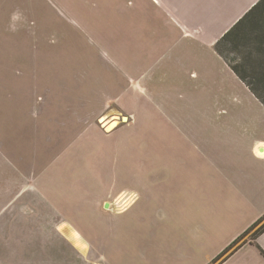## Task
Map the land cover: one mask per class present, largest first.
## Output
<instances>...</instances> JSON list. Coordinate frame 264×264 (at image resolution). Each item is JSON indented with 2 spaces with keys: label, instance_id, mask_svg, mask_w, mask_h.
Returning <instances> with one entry per match:
<instances>
[{
  "label": "rangeland",
  "instance_id": "374dc122",
  "mask_svg": "<svg viewBox=\"0 0 264 264\" xmlns=\"http://www.w3.org/2000/svg\"><path fill=\"white\" fill-rule=\"evenodd\" d=\"M67 2V11H61ZM93 3L100 10L95 11ZM63 5L0 0V158L23 166L18 155L11 157L16 149L10 143L35 137L30 129H42L44 115L48 121L53 117L49 125L59 122L65 136L51 134L45 140L48 146L43 137H36L31 149L36 153L48 147L53 154L62 153L65 166L75 169L76 176L62 181L60 204L76 228L107 249L114 264H264L257 251L237 250L244 241L253 242L264 224V159L254 152L257 144H264L261 102L226 63L228 74L211 62L208 50L165 46L172 42H167L154 0H68ZM118 55L122 61L111 62ZM200 61L207 67L202 75L194 70ZM120 92L134 99L137 106L132 110L141 116L130 136L123 133L127 121L122 119L128 113L122 101L118 106ZM102 117L118 122L115 134L104 139L98 132H106ZM93 125L99 137L91 142L85 134L83 139ZM140 141L152 150L158 146L162 163L169 153L165 163H171L170 168L161 173L162 181H149L151 187L140 191L141 199L138 193L136 204L135 195L112 201L115 212L133 207L128 213L107 210L111 215H101L97 203L102 195L122 188L137 192L133 186L139 175L132 182L121 178L118 159L127 158L122 153L139 151ZM185 163L191 165L188 171L205 177V186L210 163L212 178L222 182L219 202H212L208 211H198L197 200L186 192L189 181L179 174ZM21 170L24 177L30 176L26 168ZM0 171L10 170L0 166ZM159 203L169 213L164 220L157 219ZM203 218L208 219L202 231L207 235L196 238L188 225ZM255 218L262 221L247 231ZM183 246L185 255L179 257Z\"/></svg>",
  "mask_w": 264,
  "mask_h": 264
},
{
  "label": "crops",
  "instance_id": "0c3cea01",
  "mask_svg": "<svg viewBox=\"0 0 264 264\" xmlns=\"http://www.w3.org/2000/svg\"><path fill=\"white\" fill-rule=\"evenodd\" d=\"M51 1H58L63 5V2L68 0ZM258 1L260 0H154L156 8L163 17L161 19H163L164 32L169 39L167 42H172L166 43L165 46L182 44L188 45L196 49V51L199 49L208 50L213 60L211 62L222 66L226 74L230 71L225 64L226 62L217 54L215 45ZM96 5L93 3L95 11L100 10ZM63 6L61 11L63 9L67 11L68 2L64 8ZM107 11H111V9H107ZM169 33L174 34L170 35ZM124 49V58L125 62H127L128 55L126 48ZM122 59L123 56L118 55L113 57L111 62H120ZM205 64L206 61L196 62L194 70L200 75L205 74V69L207 68ZM117 95L120 96L118 106L122 101L121 108L128 113L127 117L122 119L123 123L127 121V124L124 125L125 132L123 133H127V136L133 135L138 128L139 117L141 120V116L135 114L138 110H132V106L137 105L133 98L132 102L128 99L127 93L120 92ZM107 105L111 107L113 103L109 100ZM40 109H43V107H40ZM51 109L57 115L61 112V110ZM48 118L47 115H44L43 122L45 123L40 126L43 127L42 129H38V131L34 128L30 129L33 130L35 137L31 135L18 141L17 145L14 142L10 143V148L14 147L16 149L11 157L14 154L15 156L18 155L19 161L23 166H20L18 162L16 165H10V161H7L3 156L0 158V166L11 171H0V264H114L107 257L105 252L107 249L102 248V244H98L93 237L87 236L76 228L70 222V216L68 217L60 204L64 198V191L61 188L62 181L66 180L67 177L70 179L72 176H76L75 169L65 166L66 158L62 153L53 154L48 147L46 149L42 147L36 153L31 149V140L36 137H43L44 145L48 146V142L45 140L50 138L51 134H53L51 138H54L57 134L62 137L65 136V128L58 127L60 125L59 122H54L55 127H52L49 122L52 123L53 117L50 121H48ZM107 121L108 118H106L107 124L103 123L106 132L98 131L101 137L93 133V129L96 128L93 125L91 129L85 130L82 136L83 139H85V134H88L89 137L87 139L91 142L95 140V137L104 139V136L114 135L118 130V122L116 120ZM144 126L145 124L142 129L140 128L142 136H144ZM20 128H17L19 132H25ZM30 130H28L29 133ZM79 139H81V136L76 138V141ZM156 149L152 150L146 144V141H140L139 151L132 152V154L122 153L127 157L126 159L117 158L120 163L118 166L123 170L120 173L121 178L128 177L132 182L139 175V179L135 180L138 182L133 186L134 191L137 192L130 193L126 188H122L113 195H102L97 203V209L101 215H111L107 210L115 212L114 202H112L114 199H118L123 194L126 196L135 195L134 204H136L139 201L138 193L140 195V191H147L151 187L147 186L149 181L152 183L162 181L161 173L171 166V163H168V165L165 163V160H170V155L166 153L167 158L162 163V158H160L163 155L161 149L158 146ZM254 152L258 159H264V144H257ZM172 159L177 160L176 157ZM177 165L183 164L178 162ZM185 165V170L179 171V174L183 181H189L186 192L197 200L195 206H198V211H200L199 207H203L208 211L211 203L215 204L220 198L219 196L217 197V191L222 182L217 180L216 176L212 178L209 172L212 166L210 163H208V186L204 185L205 177L199 171H188L191 165H188V163H185ZM21 168H26L30 176L24 177ZM23 178H28V180L24 182ZM51 183L54 185V189ZM191 191L195 192L191 194ZM75 197V195L72 197L73 203H75ZM86 204L92 208V202H87ZM182 205L184 206L185 203ZM223 206L224 204H221V207ZM131 209L126 208L113 214L123 215ZM72 210L74 209L72 208ZM155 212L158 220H164L168 213L165 208L160 206V203ZM93 215L95 216V212ZM258 220L256 218L252 220L253 224L246 226V230L251 229ZM156 221V219L149 220V222L153 223H156ZM192 224L194 225L191 226ZM192 224L188 225L189 233L196 238L204 239L207 233L203 235L202 231L203 229L206 231L205 227H207L208 219H197ZM244 242L241 243L237 250L250 248L258 253H260V250L264 252V233L259 235L253 242ZM185 250L186 247L183 246L178 256L183 257ZM142 254L144 255L143 252ZM246 258V261L251 260L250 257ZM234 264L237 263L235 262Z\"/></svg>",
  "mask_w": 264,
  "mask_h": 264
},
{
  "label": "trees",
  "instance_id": "16d2710c",
  "mask_svg": "<svg viewBox=\"0 0 264 264\" xmlns=\"http://www.w3.org/2000/svg\"><path fill=\"white\" fill-rule=\"evenodd\" d=\"M215 49L264 106V0L258 1L227 31Z\"/></svg>",
  "mask_w": 264,
  "mask_h": 264
},
{
  "label": "flooded vegetation",
  "instance_id": "af4514ba",
  "mask_svg": "<svg viewBox=\"0 0 264 264\" xmlns=\"http://www.w3.org/2000/svg\"><path fill=\"white\" fill-rule=\"evenodd\" d=\"M261 221H262V220H261ZM261 221H260V222H261ZM260 222H259V223H260ZM255 226H256V225H255ZM252 227H254V226H252ZM249 230H250V229H249ZM256 231H257V233H256L257 235H261V234H263V233H264V224H263L262 226H260ZM257 237H258V236H257ZM257 237H256V238H257ZM256 238H252L251 240L254 241ZM258 249H259V248H258ZM261 252H263V251L260 250V253H261ZM263 253H264V252H263ZM261 254H262V253H261Z\"/></svg>",
  "mask_w": 264,
  "mask_h": 264
},
{
  "label": "bare ground",
  "instance_id": "6f19581e",
  "mask_svg": "<svg viewBox=\"0 0 264 264\" xmlns=\"http://www.w3.org/2000/svg\"><path fill=\"white\" fill-rule=\"evenodd\" d=\"M100 122H101V123H105V125L107 124V123H106V118H105V117L101 118ZM107 122H108V121H107ZM103 125H104V124H103Z\"/></svg>",
  "mask_w": 264,
  "mask_h": 264
},
{
  "label": "built area",
  "instance_id": "2783aa9c",
  "mask_svg": "<svg viewBox=\"0 0 264 264\" xmlns=\"http://www.w3.org/2000/svg\"><path fill=\"white\" fill-rule=\"evenodd\" d=\"M124 197H125V196H124ZM124 197H123V198H124ZM123 198H121L120 201H122V203L124 204V206H126V205H125V204H126V201L123 200ZM124 201H125V202H124ZM125 208H126V207H125Z\"/></svg>",
  "mask_w": 264,
  "mask_h": 264
}]
</instances>
